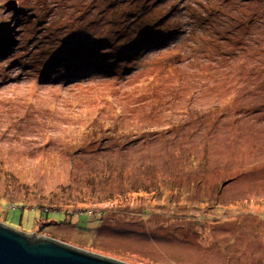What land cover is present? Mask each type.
<instances>
[{"label":"rangeland","instance_id":"1","mask_svg":"<svg viewBox=\"0 0 264 264\" xmlns=\"http://www.w3.org/2000/svg\"><path fill=\"white\" fill-rule=\"evenodd\" d=\"M7 1L0 224L127 264H264V0Z\"/></svg>","mask_w":264,"mask_h":264},{"label":"water","instance_id":"2","mask_svg":"<svg viewBox=\"0 0 264 264\" xmlns=\"http://www.w3.org/2000/svg\"><path fill=\"white\" fill-rule=\"evenodd\" d=\"M17 7L16 0L5 3ZM0 264H127L67 243L20 232L0 224Z\"/></svg>","mask_w":264,"mask_h":264},{"label":"trees","instance_id":"3","mask_svg":"<svg viewBox=\"0 0 264 264\" xmlns=\"http://www.w3.org/2000/svg\"><path fill=\"white\" fill-rule=\"evenodd\" d=\"M98 37V36H97ZM96 35L94 36V39L91 40V42L89 41V44H91V46L93 45H101V47L103 45H108V49H110V44L105 38H97ZM91 52V51H90ZM105 51H102L100 54H105L104 53ZM110 53V51L108 52V54ZM125 53V52H124ZM261 104L264 105V103L262 102ZM254 104H250V105H246V107H244L245 110H248L249 108L253 107ZM238 107H242V106H238ZM243 108V107H242ZM21 207V209H23V207H29V208H34L36 209L39 213H40V216L38 217V219L40 218H43V216L47 217V216H54V212H61L59 210V207H55L54 205H42V204H37V205H33V206H30V205H26L25 202L23 203H18ZM81 213V212H80Z\"/></svg>","mask_w":264,"mask_h":264},{"label":"bare ground","instance_id":"4","mask_svg":"<svg viewBox=\"0 0 264 264\" xmlns=\"http://www.w3.org/2000/svg\"><path fill=\"white\" fill-rule=\"evenodd\" d=\"M6 225V224H5ZM6 226H8V225H6ZM8 227H10V226H8ZM52 239V238H51Z\"/></svg>","mask_w":264,"mask_h":264}]
</instances>
